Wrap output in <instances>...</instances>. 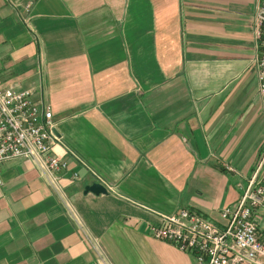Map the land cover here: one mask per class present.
Returning a JSON list of instances; mask_svg holds the SVG:
<instances>
[{
	"label": "crops",
	"instance_id": "obj_1",
	"mask_svg": "<svg viewBox=\"0 0 264 264\" xmlns=\"http://www.w3.org/2000/svg\"><path fill=\"white\" fill-rule=\"evenodd\" d=\"M257 6L0 0V89L49 106L67 163L56 185L33 160L0 164V264H200L149 226L187 209L222 227L249 184L264 153ZM96 176L107 194L85 193Z\"/></svg>",
	"mask_w": 264,
	"mask_h": 264
},
{
	"label": "built area",
	"instance_id": "obj_2",
	"mask_svg": "<svg viewBox=\"0 0 264 264\" xmlns=\"http://www.w3.org/2000/svg\"><path fill=\"white\" fill-rule=\"evenodd\" d=\"M256 1L255 61L264 110V0ZM53 126L49 106L36 102L31 90L0 89V164L16 158L33 160L56 185L55 175L66 169L67 163L52 154L53 146L61 144ZM96 180L106 190L112 189L102 178L96 176ZM257 210L264 211V153L241 199L222 210V227L199 212L182 209L177 214L154 213L158 221L149 229L152 238L193 255L200 264H264V241L258 235Z\"/></svg>",
	"mask_w": 264,
	"mask_h": 264
},
{
	"label": "water",
	"instance_id": "obj_3",
	"mask_svg": "<svg viewBox=\"0 0 264 264\" xmlns=\"http://www.w3.org/2000/svg\"><path fill=\"white\" fill-rule=\"evenodd\" d=\"M85 193H93L95 195H100L107 194V190L102 185L94 183L92 184V186L86 188Z\"/></svg>",
	"mask_w": 264,
	"mask_h": 264
}]
</instances>
